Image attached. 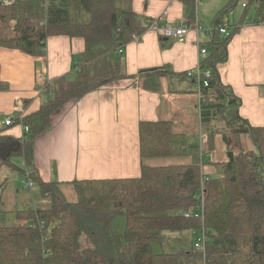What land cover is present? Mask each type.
<instances>
[{"label": "trees", "instance_id": "obj_1", "mask_svg": "<svg viewBox=\"0 0 264 264\" xmlns=\"http://www.w3.org/2000/svg\"><path fill=\"white\" fill-rule=\"evenodd\" d=\"M183 2L184 23L191 25L196 1ZM237 6L242 7L239 22L252 14L253 24L264 23V0H227L212 18L208 55L200 62L210 71L204 86L168 64L134 75L126 72L118 50L134 35L140 39L152 21L136 14L131 0H14L9 5L0 0V47L45 56L49 36L84 40L73 69L48 81L39 108L16 119L28 126L23 137L0 133V169L20 172L33 183L30 189L39 195L40 204L45 203L16 210L15 218L24 223L0 224V264H264V125L252 126L240 116V98L221 81L217 68L226 61L227 46L239 30L238 24L228 29L222 20ZM223 25L227 35L216 30ZM162 78L170 92L199 95L200 126L208 149L212 150L216 134L226 145L227 159L215 164V175L205 181L202 204L196 197L204 163L199 137L175 133L166 121L139 122L141 160L189 156L190 164L141 162L140 175L132 178L71 182L39 178L33 147L51 128L55 110L125 79L157 92ZM8 88L0 79V90ZM262 89L264 95V83ZM15 158H22L23 166ZM8 183L7 178L0 181V215L6 212L2 194ZM65 189L72 192L70 199ZM197 209L202 217H184L183 212ZM116 217L125 219L122 233L111 227ZM200 230L206 233L204 250L193 246ZM180 237L190 238L188 248L164 249ZM154 245L162 251L156 252Z\"/></svg>", "mask_w": 264, "mask_h": 264}, {"label": "crops", "instance_id": "obj_2", "mask_svg": "<svg viewBox=\"0 0 264 264\" xmlns=\"http://www.w3.org/2000/svg\"><path fill=\"white\" fill-rule=\"evenodd\" d=\"M226 2H195L194 21L200 27L197 30L194 23L189 25L182 41L163 37L157 29L148 28L139 41H130L124 47L122 56L126 72L134 75L140 70L165 64L176 72L195 68L208 55L207 51V55L201 57L199 50L203 47L208 50L212 18ZM131 3L136 14L155 21L158 28L185 22L183 0H131ZM241 13L233 21L228 18L229 14L222 20L228 29L238 24L239 30L227 46L226 61L218 64L217 68L221 81L231 86L233 93L240 98V116L252 126H262L264 23L253 24L252 14L239 22ZM83 50L81 37L66 35L49 36L45 56H32L18 49L0 47V79L9 86L7 90H0V133L23 137V125L16 119L39 108L43 94L35 91L38 75L44 74L50 81L68 74L73 69V59ZM25 101L28 102L24 104ZM199 106L197 93L170 92L165 78L161 79L157 92L137 87L132 80L117 81L85 94L78 101H69L51 114V128L37 137L34 143V167L45 182L53 177L60 182H71L138 177L141 162L147 166L190 164L189 156L146 157L141 160L139 122L166 121L175 133L199 137L204 160L200 167V188L205 183L203 178L215 175V164L225 162L227 157L226 145L219 134L213 138L212 150L208 149L207 136L200 126ZM6 118H12L8 126L4 125ZM5 210L4 215L9 216L21 209H15L6 202ZM16 220L17 223L26 222ZM111 227L122 233L125 219L114 218ZM190 244V238L180 237L164 249L174 252L178 247L188 248ZM154 250L160 252L162 248L154 245Z\"/></svg>", "mask_w": 264, "mask_h": 264}, {"label": "built area", "instance_id": "obj_3", "mask_svg": "<svg viewBox=\"0 0 264 264\" xmlns=\"http://www.w3.org/2000/svg\"><path fill=\"white\" fill-rule=\"evenodd\" d=\"M195 1L197 2L198 0H195ZM1 2L4 5H9V4L13 3L14 0H1ZM242 6H244V5H242ZM194 25H195L196 29L198 30L200 27L199 24L195 21ZM149 28L157 29L159 31V34L163 37H167V38L173 37L178 41H182L185 37L187 29L189 28V25H187L186 23H183V24H180L178 26H163V27L158 28L156 25V22L151 21ZM216 30L218 31V33L220 35H227L228 34V29H227V26H225V25L217 27ZM211 32H212V30H211ZM132 41H139V37L137 35H134ZM122 52H123V48L118 50V53L122 54ZM199 55L204 58L207 55L206 48H204V47L201 48L199 50ZM209 75H210V71L208 69H202L200 67V62L197 64V66L195 68L187 71V76L194 78V80L197 84H199L200 81H202L204 86H207V84H208L206 77H208ZM47 82H48V79L46 78V76L44 74L38 75L37 86L35 88V91L37 94L43 93L44 88H45V84ZM11 123H12V118H6L4 120V125H6V126L10 125ZM23 130H24V132H26L28 130V126L23 125ZM206 180H208L207 177L203 178L204 182ZM24 186L27 188H31L33 186V183L30 180H25ZM196 197L199 200L200 204H202V201L204 198V185L203 184L200 186L199 193L197 194ZM183 215H184V217H190V216L202 217L201 209H197L191 214L189 212H183ZM206 240H207V238H206L205 231L200 230L196 234V239L193 242V246L198 248V249L204 250V244H205Z\"/></svg>", "mask_w": 264, "mask_h": 264}, {"label": "rangeland", "instance_id": "obj_4", "mask_svg": "<svg viewBox=\"0 0 264 264\" xmlns=\"http://www.w3.org/2000/svg\"><path fill=\"white\" fill-rule=\"evenodd\" d=\"M226 0H222V3ZM242 8L241 6H237L233 11V14H229V19L233 21V19H237L238 15L241 13ZM250 145V143H247ZM15 162L23 166V159L22 158H15ZM4 178H7L9 181L7 187L4 189L2 194L5 203L7 202L9 205L14 207L15 209H24V208H33L36 205L42 207L41 205H45V203L40 204V197L37 195L36 192H33L32 189H23L25 178L20 172L14 171L8 167H2L0 169V181ZM23 185V186H22ZM20 190H17V189ZM67 192V197H72L69 190L65 189V195ZM73 195V194H72ZM70 199V198H69ZM47 200V199H46ZM123 218V217H122ZM11 225L17 223V220L14 215H0V224Z\"/></svg>", "mask_w": 264, "mask_h": 264}]
</instances>
